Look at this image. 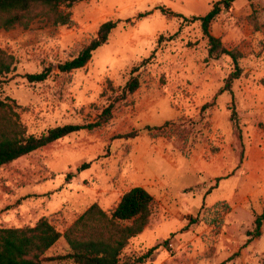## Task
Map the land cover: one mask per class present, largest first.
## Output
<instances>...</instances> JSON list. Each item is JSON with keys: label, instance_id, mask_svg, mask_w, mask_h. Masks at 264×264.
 I'll use <instances>...</instances> for the list:
<instances>
[{"label": "rangeland", "instance_id": "374dc122", "mask_svg": "<svg viewBox=\"0 0 264 264\" xmlns=\"http://www.w3.org/2000/svg\"><path fill=\"white\" fill-rule=\"evenodd\" d=\"M215 1L74 0L67 8L68 24L36 21L27 29H0V49L13 58L11 70L0 77V99L13 105L27 134L94 121L120 96L128 79L139 81L132 94L116 99L112 118L100 128L71 133L0 166V227L32 226L45 216L63 231L95 201L101 183L115 185L123 162L135 150L139 171L129 172L128 178L156 176L184 214L195 217L202 206L221 200L232 209L205 212L201 222L211 230L199 237L200 244L209 245L204 251L195 243L176 247L173 239L191 233L180 232L182 221L171 218L131 238L123 259L151 250L154 256L142 264L154 263L155 255L168 251L165 243L171 241L172 254L190 253L191 263L212 264L216 257L217 264H264V219L260 235L246 242V230H253L254 217L264 212V0H234L210 24L211 34L241 53L242 72L232 81L231 91L223 92L219 91L233 62L226 55L208 57L200 21L190 18L205 15ZM161 7L186 19L163 13ZM139 13L147 14L137 17ZM252 13L257 29L248 18ZM110 19L119 22L88 63L60 72L56 65L77 55ZM50 66L41 82L25 78ZM211 100L214 104L204 111V120L187 134L186 148L196 140L188 151L180 150L181 140L172 131L187 130V122L156 137L146 128L168 120H198L202 104ZM232 108L237 127L230 119ZM131 130H137V136L116 138ZM83 162L91 164L78 169ZM224 218L229 244L217 253L210 243ZM241 224L245 228L238 232ZM67 248L61 237L44 255L64 254ZM43 264L75 263L53 259Z\"/></svg>", "mask_w": 264, "mask_h": 264}, {"label": "trees", "instance_id": "16d2710c", "mask_svg": "<svg viewBox=\"0 0 264 264\" xmlns=\"http://www.w3.org/2000/svg\"><path fill=\"white\" fill-rule=\"evenodd\" d=\"M73 1L0 0V29L5 31L16 28L27 29L36 21H46L53 25L68 24L71 21V12L67 8L72 5ZM232 1L234 0H216L205 15L190 17L192 20L200 21L202 33L207 41L208 57L218 58L221 55H226L233 62V69L227 75L219 92L231 91L232 81L237 79L242 72L238 65L241 53L238 50L227 48L219 37L211 34L209 29L211 22L220 12L227 10ZM161 10L168 15L186 19L181 14L166 8L161 7ZM253 13L248 18L256 28ZM145 14L147 13H139L137 17H143ZM118 22L119 20L112 19L102 22L96 31V35L80 49L78 54L71 59L58 63L57 69L60 72H71L84 67L91 59L93 51L107 42L109 34ZM160 39L161 36H159V41ZM12 64V56L0 49V77L11 70ZM50 71L51 66L36 73H27L25 78L28 82H41L48 77ZM138 87V79L131 77L123 85L120 96L103 107L94 121L56 125L37 135L27 134L25 126L19 121L13 105L8 100L0 99V166L71 133L100 128L112 118L116 99L125 98ZM213 104V100L202 104L198 120L189 119L178 123L168 120L162 125L146 126V128L151 131V136L156 137L165 134L168 129H171V126L177 127L187 122L189 126L187 130L179 131L177 128L171 130L175 131L181 140L180 150L188 151L191 148L190 145L196 143V140L193 138L191 144L186 148L187 134L197 125L196 123L204 120V111ZM235 117L236 113L232 108L230 119L233 121V125L237 127ZM137 134V130H131L118 134L116 138L130 139ZM239 159L241 161L242 152ZM90 164L91 162H83L78 166V169H85ZM213 187L211 186L208 190ZM152 201V195L145 188L133 186L120 196L112 209L104 210L98 203H91L63 231L58 230L45 216L40 217L32 226L0 227V264H43V261L53 259H71L75 264H142L151 254V250L137 257L126 256L124 259L122 252L130 239L139 234L147 225L151 215ZM223 209L225 211L230 210L225 202H217L210 207L202 206L195 217L190 216L188 218L187 225L182 227L180 231H184L191 224L204 220L206 211H213L215 214L218 210L222 212ZM263 219L264 212L254 217L253 230H246L248 236L246 242L252 237L260 235ZM219 222L222 224L223 221ZM61 237L68 247L66 253L45 256V252Z\"/></svg>", "mask_w": 264, "mask_h": 264}, {"label": "crops", "instance_id": "0c3cea01", "mask_svg": "<svg viewBox=\"0 0 264 264\" xmlns=\"http://www.w3.org/2000/svg\"><path fill=\"white\" fill-rule=\"evenodd\" d=\"M163 140V139H162ZM166 141V140H164ZM135 153V150H131L129 154V158L124 161L123 163L126 164L125 167L121 170L120 173L117 175V180H116V187L117 189L114 188L113 184H109L107 181H104L101 183V188H98V190L95 191L96 198L95 201L98 203V205L104 209V210H109L112 209L118 200L120 199V196L129 188L133 186H141L145 188L153 197L152 205H151V215L149 218V221L147 225L144 227V229L139 233H143V231H149L155 229L157 226L160 224H163L166 220H169L171 218L174 219H179L182 221L183 225L181 226L184 227L188 223V218L190 217L189 214H184L178 207H177V202L176 199L173 195L169 194L167 189H164L161 183H159V178L156 176L149 178H145L140 180H130L129 177V172L131 171H139L138 167H136V161L133 159V154ZM217 153H214L216 155ZM213 155V154H211ZM202 157V156H200ZM92 187V186H91ZM209 191V190H207ZM248 199V198H244ZM218 202H225L229 206V212L232 209V206L224 200L218 201ZM217 203V202H216ZM215 204V203H214ZM212 204V205H214ZM90 205V204H89ZM88 205V206H89ZM210 205V206H212ZM87 206V207H88ZM209 206V207H210ZM85 207V209L87 208ZM84 209V210H85ZM82 213V212H81ZM80 213V214H81ZM75 219V218H74ZM73 219V220H74ZM226 218H224L219 231L217 233V237H215L214 242H211L210 244L215 248L217 253L224 251L221 247L224 245H228L229 241L226 239V235L223 231L224 226H226ZM197 227H200V229L197 230ZM242 224L238 230L244 229L245 227L241 228ZM180 228V229H181ZM179 229V231H180ZM211 230V227L205 223L199 222L196 224H191L189 225L184 231L180 232H187L188 237H184V239H180L179 241L174 240V244L176 247L180 248L183 245V242L185 244L189 243H195V244H200V238L203 234L204 231L209 232ZM242 231V230H241ZM138 235V234H137ZM136 235V236H137ZM245 233L242 232V236L244 237ZM200 237V238H199ZM174 238V237H173ZM242 239H245L242 238ZM226 242V243H225ZM135 245L138 246L137 242H133ZM202 243V240H201ZM209 245H204L203 243L199 245L200 250H205L208 249ZM231 252V251H230ZM171 253V254H170ZM155 252L151 253L149 256L153 257ZM148 256V257H149ZM158 260L154 263H149V264H196V263H191L192 255L189 254H172V251H167L165 250V253L163 254H156L155 255ZM213 260L212 264H217V258H212Z\"/></svg>", "mask_w": 264, "mask_h": 264}, {"label": "built area", "instance_id": "2783aa9c", "mask_svg": "<svg viewBox=\"0 0 264 264\" xmlns=\"http://www.w3.org/2000/svg\"><path fill=\"white\" fill-rule=\"evenodd\" d=\"M165 246L167 247L168 251H172L173 244L171 241H167V243H165Z\"/></svg>", "mask_w": 264, "mask_h": 264}]
</instances>
